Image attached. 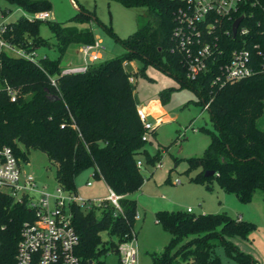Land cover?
<instances>
[{
  "label": "trees",
  "instance_id": "trees-1",
  "mask_svg": "<svg viewBox=\"0 0 264 264\" xmlns=\"http://www.w3.org/2000/svg\"><path fill=\"white\" fill-rule=\"evenodd\" d=\"M5 1L28 14L48 11L50 7L48 0ZM110 1L126 8L143 7V20L126 38L120 39L79 7L70 20L93 21L122 50L89 63L84 71L62 73L65 67L60 65V57L70 45L93 42L94 34L89 27L78 29L20 15L5 23L1 34L9 44L32 51L48 45L38 35V27L45 24L55 40L57 55L30 62L0 49V87L5 81L16 90L13 101L0 92V143L9 146L23 160L30 148L43 152L54 166L55 184L62 189L75 191V176L92 168L94 179H101L110 190L121 195L118 200L121 212L115 215L113 207L105 202L85 211L72 208L71 224L77 236L75 254L81 264H103L99 257L108 251L117 255V244L133 229L136 212L130 194L143 181L136 165L137 156L143 155L149 164L159 156L157 152L150 157L143 149L144 141L140 139L143 129L135 112L138 101L133 83L127 80L131 75L122 65L127 61L139 63L135 75H143L146 65L154 66L177 81V88L191 89L201 107L209 101L205 110L213 131H206L209 141L201 155L186 159V172L198 169L189 180L203 182L206 187L213 181L221 191L232 193L241 202L249 201L257 189L264 193V129L255 125L264 102V72L257 68L263 57L252 48L254 43L264 44L259 23L264 15V0H257L260 6L245 4L234 14H244L246 35L236 33L232 37L220 32L229 31L233 16L221 18L220 27H214L213 35L218 37L224 54L231 48L245 47L257 70L220 87L210 86L212 72L194 80L186 79L182 53L170 52L174 45L171 38L174 15L185 6L186 0ZM7 12L1 10V16ZM166 95V90L158 94L161 106ZM154 133L155 128L149 135ZM209 171L212 173L205 176L204 172ZM154 215L155 222L169 238L160 252L150 254L151 264H221L218 248L235 264H256L230 240L246 239L255 228L252 222L223 213L193 215L186 211H159ZM30 216L23 202H16L0 191V264H16L19 228ZM101 231L108 235L107 242L101 240Z\"/></svg>",
  "mask_w": 264,
  "mask_h": 264
},
{
  "label": "rangeland",
  "instance_id": "rangeland-1",
  "mask_svg": "<svg viewBox=\"0 0 264 264\" xmlns=\"http://www.w3.org/2000/svg\"><path fill=\"white\" fill-rule=\"evenodd\" d=\"M48 1L50 7L47 11L49 15L47 20L78 29L89 27L93 34L97 35L104 47L101 60L119 54L122 51L121 47L93 21L78 23L70 20L77 9L80 7L91 14L120 39L126 38L142 22L145 13L143 7L126 8L110 0ZM3 9L8 10L1 18L4 24L14 21L20 15H29L14 4L0 0V12ZM38 35L46 40L48 45L35 49L36 58L56 57L55 40L47 25L41 24L38 27ZM80 46L67 47L60 57L62 67L78 65ZM122 65L132 76L134 94L138 102L146 104L152 99H157L159 92L167 91L161 106L167 117L160 115L162 122L157 124L154 135H147L143 144L148 156L151 157L157 152L159 156L152 164L146 163L143 155L137 156L143 183L130 194L135 201V212L138 216L133 222L137 264H151L150 254L160 252L169 238V235L155 222L154 214L159 211L185 212L186 208H189V214L193 215L223 213L232 218L239 217L252 222L255 228L246 239L231 238L230 240L241 251L249 254L256 264H264V193L257 189L249 201L241 202L232 193L221 191L213 181L209 183V187H206L203 182L189 180L198 169L185 171L186 159L201 155L209 141L206 131H213L208 114L197 103L195 93L187 87L177 88V81L154 66L146 65L143 75H135L139 66L137 61L130 60ZM149 110L153 113H161L157 103L154 102L149 104ZM154 117L157 118L156 115ZM255 125L259 129H264V102ZM200 127L202 129H199ZM19 147L23 149L22 146ZM25 158L27 164L23 166L24 169L34 176L38 186H46L50 191L55 185L54 166L47 161L45 154L30 148L25 153ZM156 162L160 163L159 168L154 167ZM91 174L92 168L80 171L74 178L75 190L85 198H103L107 194L106 187L101 179H94ZM175 179L178 180L177 183H174ZM86 181L91 185L85 186ZM99 235L102 241L109 240L105 231L99 232ZM110 239L114 241L113 238ZM216 253L221 264H235L233 260L225 257L219 248L216 249ZM99 259L103 264H119L117 255L111 251L101 255Z\"/></svg>",
  "mask_w": 264,
  "mask_h": 264
},
{
  "label": "built area",
  "instance_id": "built-area-1",
  "mask_svg": "<svg viewBox=\"0 0 264 264\" xmlns=\"http://www.w3.org/2000/svg\"><path fill=\"white\" fill-rule=\"evenodd\" d=\"M245 4L260 6L257 0H186L185 6L176 11L175 26L171 32L174 45L170 52L175 50L182 53L186 79L194 80L199 75L212 72L210 86L220 87L257 71L247 48H231L224 54L218 45V37L213 35L214 27H220V19H230L232 16L231 23L241 16L234 35L231 33V23L229 31L225 29L220 32L232 37L236 33L240 36L246 35L248 28L242 22L244 14L234 15ZM25 17L43 20L49 18V15L47 11H39ZM1 18L0 13V49L35 62V50L25 51L3 40L1 34L4 31V23ZM260 21V34L264 35V15ZM252 48L257 55L263 57L257 68L264 72V44L260 46L254 43ZM103 51L104 47L97 37L91 43L82 44L78 49L80 64L66 67L62 73L84 71L89 63L101 59ZM127 80L133 83L132 76H128ZM50 84H54L52 79ZM2 91L10 101L15 99L16 90L5 81L0 87V92ZM208 102L203 104L202 109H206ZM135 112L143 129L140 139L145 141L159 120H150L142 105L137 104ZM26 164V160L15 155L9 146L0 143V191L16 202H23L31 214L30 219L24 220L19 228L14 254L16 264H81L80 258L75 254L77 236L71 224L72 208L77 207L85 211L105 202L113 207L115 215L121 212L118 203L121 195L114 193L107 186V194L103 198H85L76 191L62 189L57 184L48 191L46 186L37 185L34 176L24 169ZM136 165L140 167V161L137 160ZM154 167L159 168L160 163L156 162ZM177 182L175 179L174 183ZM85 186H90V182L86 181ZM189 211L190 209L186 208V212ZM137 217L135 213L134 220ZM116 251L119 264H137L133 229L130 230L129 236L123 235Z\"/></svg>",
  "mask_w": 264,
  "mask_h": 264
},
{
  "label": "crops",
  "instance_id": "crops-1",
  "mask_svg": "<svg viewBox=\"0 0 264 264\" xmlns=\"http://www.w3.org/2000/svg\"><path fill=\"white\" fill-rule=\"evenodd\" d=\"M95 36V35H94ZM95 37H97V35L95 36ZM78 56V55H77ZM80 59H79V57H78V65L80 64ZM68 64V63H67ZM68 66V65H67ZM151 102H154V103H157V106L159 107V109L161 110V113H153V112H151V110H149V104L151 103ZM138 105H142L144 108H145V110L147 111V114H148V118H151V120H152V118L154 117V115H156L157 116V118H158V120H159V123L160 122H162V121H160V120H162V118L160 117V115L161 116H166V114H165V112H164V110H163V108L161 107V105H160V103H159V101L157 100V99H152L151 101H149L148 103H146V104H143L142 102H138ZM167 117V116H166ZM155 118V117H154ZM160 118V119H159ZM166 121V120H165ZM156 128V127H155ZM103 182V181H102ZM142 183H143V181H142ZM91 185V184H90ZM105 185V184H104ZM141 186V185H140ZM105 187H106V185H105ZM76 191V190H75ZM190 212V211H189ZM239 218V217H238ZM135 221V220H134Z\"/></svg>",
  "mask_w": 264,
  "mask_h": 264
},
{
  "label": "water",
  "instance_id": "water-1",
  "mask_svg": "<svg viewBox=\"0 0 264 264\" xmlns=\"http://www.w3.org/2000/svg\"><path fill=\"white\" fill-rule=\"evenodd\" d=\"M240 19H241V16H238L237 18H235V19L232 21V23H231V33H232V35H234V33H235V29H236V26H237L238 22L240 21ZM211 173H212L211 171H209V172H204V175L206 176V175H209V174H211Z\"/></svg>",
  "mask_w": 264,
  "mask_h": 264
}]
</instances>
